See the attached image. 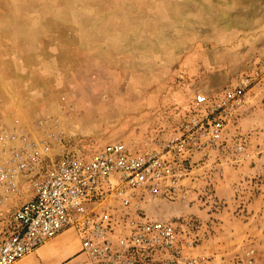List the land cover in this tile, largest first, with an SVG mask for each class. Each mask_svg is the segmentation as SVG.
I'll return each mask as SVG.
<instances>
[{"label": "rangeland", "instance_id": "1", "mask_svg": "<svg viewBox=\"0 0 264 264\" xmlns=\"http://www.w3.org/2000/svg\"><path fill=\"white\" fill-rule=\"evenodd\" d=\"M262 64L264 0H0V135L44 142L53 159L143 145L175 135L198 93L217 95ZM235 129L248 161L199 157L193 197L147 208L193 224L190 253L203 264H249L250 250L264 263V94ZM32 195L22 186L0 216Z\"/></svg>", "mask_w": 264, "mask_h": 264}, {"label": "built area", "instance_id": "2", "mask_svg": "<svg viewBox=\"0 0 264 264\" xmlns=\"http://www.w3.org/2000/svg\"><path fill=\"white\" fill-rule=\"evenodd\" d=\"M261 94L264 64L217 95L198 93L175 135L59 159L25 134L0 135V202L25 185L33 193L1 213L0 264H15L68 232L79 239L86 264H203L190 253L199 244L195 226L154 219L147 208L193 197L188 182L199 157L214 156L232 168L248 161V140L233 128ZM247 255L253 264L255 251Z\"/></svg>", "mask_w": 264, "mask_h": 264}, {"label": "crops", "instance_id": "3", "mask_svg": "<svg viewBox=\"0 0 264 264\" xmlns=\"http://www.w3.org/2000/svg\"><path fill=\"white\" fill-rule=\"evenodd\" d=\"M242 124L244 126L254 124V120L249 117L242 120ZM206 164L205 166H207ZM80 250L79 239L74 233L68 232L58 236L15 264H86L85 257L80 254Z\"/></svg>", "mask_w": 264, "mask_h": 264}]
</instances>
